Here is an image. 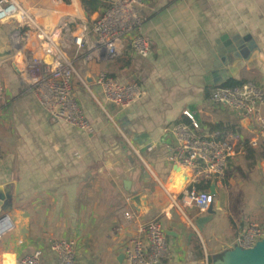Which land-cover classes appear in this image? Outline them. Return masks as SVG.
I'll use <instances>...</instances> for the list:
<instances>
[{
	"label": "crops",
	"instance_id": "0c3cea01",
	"mask_svg": "<svg viewBox=\"0 0 264 264\" xmlns=\"http://www.w3.org/2000/svg\"><path fill=\"white\" fill-rule=\"evenodd\" d=\"M12 1L33 27L65 46L80 77L89 73L94 81L105 73L123 84L137 83L143 94L121 108L105 100L94 83L85 86L74 78L89 130L49 121L27 90L28 59L46 60L40 42L28 21L0 22V53H12L0 59V187L12 190V208L3 215L15 228L0 238V264H17L35 251L42 252L40 264H56L49 249L53 239L74 241L81 264H125L117 261L124 244L153 219L160 220L168 245L170 258L162 264H212L211 256L232 249L243 232L233 233L235 219L228 232H216L214 217L222 221L221 211L230 216V195L249 201L251 195L241 198L240 192L256 183L264 191V156L255 173L245 167L252 162L246 154L228 161L223 180L215 184V215L198 232L194 220L205 213L171 206L183 171L167 162L165 145L172 140L162 130L185 122L182 112L188 110L203 130L252 137L249 122L213 104L210 93L230 80L264 88V0H141L142 34L150 40L145 59L128 46L116 59L92 51L91 24L113 0H99L102 5L90 14L80 0ZM84 28L88 33L79 48L68 37ZM142 194L148 208L139 216L129 200ZM261 209L264 216V201ZM126 211L134 215L130 222Z\"/></svg>",
	"mask_w": 264,
	"mask_h": 264
},
{
	"label": "built area",
	"instance_id": "2783aa9c",
	"mask_svg": "<svg viewBox=\"0 0 264 264\" xmlns=\"http://www.w3.org/2000/svg\"><path fill=\"white\" fill-rule=\"evenodd\" d=\"M141 0H113L108 8L94 19L89 29L95 37L92 51L97 56L116 59L124 46H128L138 59H145L150 53V40L142 34L144 18L139 12ZM20 17V18H19ZM26 20L32 23L25 11L12 0H0V22ZM34 25V24H33ZM32 26V24H31ZM32 29L46 60L32 57L26 64L29 76L27 90L45 111L51 122H63L80 131H88L89 121L79 106L73 91V79L78 78L84 84L62 48L65 46L51 39L45 30L34 25ZM88 29L69 36V41L81 47ZM93 83L99 87L105 100L121 108H127L142 96L137 83L123 84L100 73ZM210 101L222 107L236 111L242 119L249 122L252 137L245 138L238 131L201 128L199 122L188 110L182 112L185 122L165 126L162 133L172 142L165 145L166 160L183 171L179 179L180 190L171 206L179 211L196 209L205 213L214 197L207 191L198 189L201 183L219 182L225 176L230 159L246 154L247 150H256L264 143V89L251 82L235 87L219 86L210 93ZM264 188V161L261 163ZM126 221L134 219L131 212H123ZM7 215L0 216V238L14 230ZM264 237L263 227L248 223L243 233L235 240L234 246L249 249ZM76 244L72 240L53 239L49 249L56 256V264H81L76 259ZM125 264H162L170 255L163 226L159 219L142 224L137 236L129 239L122 249ZM41 251H35L19 259L17 264H40Z\"/></svg>",
	"mask_w": 264,
	"mask_h": 264
},
{
	"label": "water",
	"instance_id": "95a60500",
	"mask_svg": "<svg viewBox=\"0 0 264 264\" xmlns=\"http://www.w3.org/2000/svg\"><path fill=\"white\" fill-rule=\"evenodd\" d=\"M238 45V44H237ZM11 50H5L0 53V59L11 56ZM83 80L87 85H92L93 80L90 77L89 73H85L83 75ZM175 171H178V168H173ZM124 185L128 186V182H125ZM216 189L214 182H210L208 188V194L213 197L216 196ZM14 194H18V188H15ZM12 190L11 189H3L0 187V216L5 212L11 210L12 208ZM17 202V197L14 199ZM129 204L136 212L137 215L141 216L143 214L144 209L148 208L147 197L142 195H137L132 197L129 200ZM218 207V205H217ZM215 215L214 210V202L209 204L206 211L205 216L198 217L194 220L195 227L198 232H200L205 224L210 222ZM123 259V253L119 255L117 261L121 263ZM214 264H264V237L256 242L252 248L249 249H241L240 247H233L232 249L225 251L222 255H220L214 262Z\"/></svg>",
	"mask_w": 264,
	"mask_h": 264
},
{
	"label": "rangeland",
	"instance_id": "374dc122",
	"mask_svg": "<svg viewBox=\"0 0 264 264\" xmlns=\"http://www.w3.org/2000/svg\"><path fill=\"white\" fill-rule=\"evenodd\" d=\"M224 109L227 112L232 111V110L228 109V107H224ZM256 163L257 162H250V163L246 162L245 167L250 172L255 173ZM140 166L143 170V167H142L143 165L140 164ZM254 186L255 187H253V186L249 187L248 186L246 189H242L240 192L241 198L242 197L245 198L246 195L250 194L252 197V198H250L251 201H250V199H249V201H247V197H246V199H240V196H238V197H234L232 195L229 196L230 205L227 208V212L229 213L230 216H228L227 213L225 214L223 211H221L219 213V215H221L222 221H219L218 215L214 217L213 226H214L216 232H218V231L220 232L221 230H223L224 232L225 231L228 232L230 219H235V222H236L235 224H236V226L238 225V227L235 226V228H233V233L235 235L239 234L241 231L243 232L245 229L244 225L249 223V222L250 223H256L257 225L263 227V229H264V216L262 215L263 209H261L262 202L264 201V191H263L260 183H256V185H254ZM148 216H150V215H148ZM218 257L219 256H211L210 257L211 263L214 264L215 260Z\"/></svg>",
	"mask_w": 264,
	"mask_h": 264
},
{
	"label": "trees",
	"instance_id": "16d2710c",
	"mask_svg": "<svg viewBox=\"0 0 264 264\" xmlns=\"http://www.w3.org/2000/svg\"><path fill=\"white\" fill-rule=\"evenodd\" d=\"M62 1H66V0H62ZM80 3H81V6L83 7V9L86 11L87 14H90V13L97 11V9L102 5L99 0H80ZM241 84L242 83L240 81L230 80L222 86H224V87H235V86H239ZM263 156H264V148L263 147L259 148L258 150H251V149L247 150V153H246L247 159L252 161V162H256L257 160H259ZM208 188H209L208 185L202 186L200 184L198 186V189H200L202 191H207Z\"/></svg>",
	"mask_w": 264,
	"mask_h": 264
},
{
	"label": "bare ground",
	"instance_id": "6f19581e",
	"mask_svg": "<svg viewBox=\"0 0 264 264\" xmlns=\"http://www.w3.org/2000/svg\"><path fill=\"white\" fill-rule=\"evenodd\" d=\"M20 18V17H19ZM177 180V179H176ZM173 182H175V179L173 180ZM176 185L178 186V187H180V183H179V180H177L176 182Z\"/></svg>",
	"mask_w": 264,
	"mask_h": 264
}]
</instances>
